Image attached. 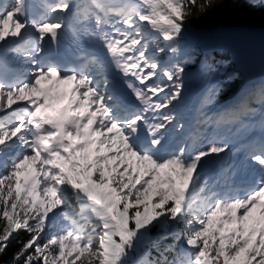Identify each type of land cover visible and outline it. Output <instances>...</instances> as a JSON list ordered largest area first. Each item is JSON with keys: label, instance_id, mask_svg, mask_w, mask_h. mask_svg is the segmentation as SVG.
Here are the masks:
<instances>
[{"label": "snow or ice", "instance_id": "1", "mask_svg": "<svg viewBox=\"0 0 264 264\" xmlns=\"http://www.w3.org/2000/svg\"><path fill=\"white\" fill-rule=\"evenodd\" d=\"M124 3L139 11V0ZM212 4L171 0L159 22L144 12L139 19L130 13L133 19L126 26H121L124 20H104L97 30H86L102 54L95 44L86 45L93 54L90 61L78 57L83 61L79 71L34 58L25 68L27 79L19 72L9 80L4 51L0 256L22 232L27 238L18 241L10 264H264V143L249 154L260 173L254 186L230 199L200 186L206 158L225 153L227 145L209 140L190 151L181 144L158 156L175 122L165 110L182 96L184 65L177 62L161 72L149 56L151 34L165 44L153 49L154 55H175L173 41L188 17ZM71 8L65 3L62 10ZM21 23L15 15L0 17V42L18 37ZM61 27L37 25L41 43ZM43 51L40 47L37 56ZM56 101L66 103L49 114ZM182 129L183 124L177 125L176 131ZM169 222L183 226L166 233L182 241L183 248L169 245L157 259L147 254L134 259L149 229L155 224L167 228Z\"/></svg>", "mask_w": 264, "mask_h": 264}, {"label": "trees", "instance_id": "2", "mask_svg": "<svg viewBox=\"0 0 264 264\" xmlns=\"http://www.w3.org/2000/svg\"><path fill=\"white\" fill-rule=\"evenodd\" d=\"M216 25H250L264 27V0H213L212 6L208 7L206 11L203 13L197 11L194 15L188 17L183 32L197 31L206 35L207 39H209L211 37L212 28ZM148 27H152V25L148 24ZM151 37L150 48L152 50L158 46H165L162 39H159L153 34H151ZM173 47L178 48L177 54L172 55L165 52L163 55H155L156 60L161 63L168 60L173 64L177 62L184 64L186 60H191V66H184L186 69L188 68L191 73H195L200 69H205L208 72L218 71L217 77L219 81L227 85L224 86L223 91L221 89L222 87L216 89L217 97L224 99L242 82L238 73L233 75L229 58L225 52L206 54L201 50L199 44L182 36H179L178 39L173 41ZM251 102L256 106L264 105V84L261 86L260 90L252 95ZM241 109L242 108L239 107L238 115L248 114L250 111L248 110V105L246 110L239 111ZM4 171H6L5 167L0 165V175H2ZM202 188L207 192L204 187ZM57 220H59V224L63 223L60 218H57ZM172 225L177 229H182L183 227L182 225ZM51 230L52 229H49V231ZM164 230L165 229H160L158 231L149 232L150 237H153L150 243L152 245L149 248L150 251L146 253L149 260L157 259L159 250H163L169 245L173 246V248H183L182 241H175L172 235L164 236ZM26 238L27 234L21 232L16 236V239L11 240L7 251L0 256V264H10L12 254L19 247L18 241H23ZM140 249H142V247L139 244V252ZM137 258L138 255L134 259Z\"/></svg>", "mask_w": 264, "mask_h": 264}, {"label": "rangeland", "instance_id": "3", "mask_svg": "<svg viewBox=\"0 0 264 264\" xmlns=\"http://www.w3.org/2000/svg\"><path fill=\"white\" fill-rule=\"evenodd\" d=\"M124 2H125V0H123V2H122V0H112V4H109V3L107 4V2H104V1H102L101 4H102V6L104 4H107V8H109L110 10H112V9L116 10L118 13L122 14V17L124 18V21L126 23L129 20L133 19V16L130 15V13H135V18L139 19L141 12H144V14L148 17L149 20H155V21L159 22L161 14L169 13V4L171 3V0H139V5H138L139 11H137L135 8L128 7L127 5H125ZM129 2H131V1L129 0ZM12 9H13V6L11 5V3L9 2L8 6H7V3H6V7H4L3 11L0 12V16L3 13H5V12H8V13L12 14L13 13ZM92 9H95L94 6H92ZM141 23H148V21H141ZM191 33H192V31L182 32V34L180 36L186 37L190 41L198 43V44H205V42H206V36L205 35L199 34L200 38H194V37H192ZM153 35L156 36V34H154V33H153ZM149 43H150V41H149ZM24 50H26V49H24ZM17 52L15 54H13L14 58L16 57V59H19V60L20 59L22 60V59L25 58L24 61H26L27 58L29 59V57H27V55H28L27 53L28 52L26 53V51H22V49L20 51L18 49ZM149 56H150V58L155 59V55L153 54L152 50L149 51ZM34 58L36 59L35 55L32 54L30 56L29 62L32 59H34ZM157 62L159 64V66H160V71L161 72H162L163 69L170 68L173 65H175V64H173L172 62H170L168 60H166V61H164L162 63L159 62V61H157ZM183 65L186 66V67L191 66V60H186ZM17 66H18L17 67L18 71L20 70V72H22L24 74V78L27 79L28 76H27V73L24 70L22 64H18ZM186 70H187V72L186 73L184 72V74H183L182 96H181V98L178 101L173 102V105L171 106L170 109L165 110V111H168V112H170V113L175 115V122H174L173 125L169 126V130L166 133L167 140L170 141L171 144H177V145H174V148L178 147L181 144L187 143V140L184 139V133H185L184 130L182 129V131H176L177 125H180V124L184 123V120H182V119H184V115L183 116L179 115V111H180L179 105H180V103H181V101H182V99L184 97V93L186 92V90L188 88V84H187L186 79L194 78V79L191 80L190 85H193L194 87L199 88L204 93H206L204 95V97H203V101H204L203 103L206 102L207 107L204 108V110L201 109V111L199 112V116H200V120L199 121L203 120L204 117H207L206 115H210L211 116V117L206 119L207 121H209V120L212 121V119L213 120L217 119V117L213 116L214 112H216V111H221L222 112L224 108H225V110H224L223 113H225V114L220 113L219 114L220 118H222V117H224L225 115H228V114H234L236 111H233L232 113L230 111H232V108L237 109V104L240 103L241 101L244 104H247L249 109H251V110L255 109L256 105H254L251 102V97H252V95L255 92H257L258 90L261 89V86H262L261 84L262 83L260 84L261 86H257V87L246 89V90H243L242 92H239L237 94V96H235L236 98L232 102H230L228 105H226L224 107V106H220L221 104L217 100L216 89L219 88V87H222L221 89L223 91L224 90V86L227 85V84H222V82L219 81V78L217 77L218 76V71L215 70L213 72H208L205 69H200L199 71H197L195 73H191L188 68ZM173 74H175V73H173ZM233 75H235V73H233ZM158 79L159 80H163L165 83H167L166 77L164 78L162 75H160L159 72H158ZM160 95H161V97L163 96L162 93ZM262 107H264V105ZM257 112H260V111H257ZM197 129H199V127H197ZM211 131H212V129L210 128L207 132H204L202 134V135H204V138L202 139V141L200 142L199 138L196 139L194 146H188L189 150L191 151V150H193L195 148H198V147L202 146L203 144H205L206 140H208V136L211 133ZM200 133H201V131H200ZM198 136H200V135H198ZM214 157H219L222 160L223 169L227 165H229L230 163L233 164V161H234L229 156V153H228L227 150H226L225 153L219 154V155L214 156ZM206 159H209V158H206ZM0 165H3V163L0 162ZM231 172H232V167L229 166L228 172L226 173V176L228 177V179L235 178V176L234 177L229 176V174ZM200 186L201 187L205 186L201 179H200ZM230 186H231V184H230ZM197 195H199V193H197ZM60 220H62V219L60 218ZM57 221L59 223V220H57ZM62 222H63V220H62ZM63 224H64V222L61 223L60 225L63 226ZM160 229H165L164 230V234H163L164 236H171L170 234H166V233H171L174 230H176L177 228L174 225H172L171 223H169L167 228H165L161 224H155L153 227H151L149 229L147 235L139 243L141 245L142 249H140V252L138 250L137 254L135 255V257L138 255L137 259L143 258L144 255L147 253V251H150L149 248H150V246H152L150 243H151V240L153 239V237H150V233L149 232L158 231ZM185 251H187V249Z\"/></svg>", "mask_w": 264, "mask_h": 264}, {"label": "water", "instance_id": "4", "mask_svg": "<svg viewBox=\"0 0 264 264\" xmlns=\"http://www.w3.org/2000/svg\"><path fill=\"white\" fill-rule=\"evenodd\" d=\"M206 53L225 52L242 82L222 101L242 89L254 88L264 81V27L250 25H216L209 41L201 45Z\"/></svg>", "mask_w": 264, "mask_h": 264}, {"label": "bare ground", "instance_id": "5", "mask_svg": "<svg viewBox=\"0 0 264 264\" xmlns=\"http://www.w3.org/2000/svg\"><path fill=\"white\" fill-rule=\"evenodd\" d=\"M93 2H94V5L96 4L94 8H98V9L102 10V12H103V13H97L96 14L97 9L96 10H93V11H90L91 12V16L94 17L95 20L100 21L99 23H97L99 27L101 26V24H102V22L104 20H109V21L124 20V18L122 17V14L117 13L116 10H113V9L110 10L109 8H107V4L108 3L109 4H112V0H106L107 4H104L103 6H102V4H101V2L99 0H87L83 4H81V5L79 4V5H80V8H82L84 11L85 10L87 11L88 4L89 3H93ZM122 2H123V0H122ZM7 6H8V3H7ZM14 12H15V10L13 11L12 14L11 13H8V12H5L0 17H3V16L11 17L12 15H14ZM108 13H110V14L108 15ZM126 25H127V23L125 22L124 25H121V26H126ZM108 30L111 31V29H108ZM36 33H37L36 32V28L29 27V30L28 31H25L22 35H19L18 37L9 36L10 37V40L8 42H6V43H2L3 47L0 48V53H3L5 51L6 53H10L11 54V53H16L18 51V49H19V51L21 49H31L32 46H30V44L35 39V38L31 39V36L33 34H36ZM191 35L194 38H200L199 34L196 33V32H192ZM27 57H29V59H30V56H27ZM29 59L27 58L26 61H24L25 58L22 59V60L21 59L20 60L17 59V61H16V59L13 58V59H11L12 60L11 62L12 63L14 62L15 64H22V66L27 67V65L30 63L29 62ZM192 79H194V78H192ZM192 79L191 78L186 79L187 84H188L186 96H187L188 91H193L194 94L195 93H198V95L200 94V92H199L198 89H195L193 85H190ZM186 96H185V98H186ZM57 102H59V101L53 102L52 108L49 109L48 111L51 112L52 109L54 108V106L57 104ZM183 102L185 104V99H184ZM189 106H190V104H186L185 108H183V109H181V111H179V115L180 116H183L184 115V122H185V119H186V115H187V111L189 109ZM246 109H247V105L244 108H242L241 110H239V111L246 110ZM234 110L235 109L232 108V111H230V112L232 113ZM248 110H250L248 112V114H243L241 116H245L246 115L247 117L248 116L251 117V115H252V116H254L253 119L256 120L257 123L262 120V114L260 112L254 111V109H252V110L251 109H248ZM237 114H238V111H237ZM218 118H220V117H217V119H214V120L212 119V121H217ZM213 130H215V129H213ZM196 133H197V131H194L193 135H195ZM226 135L230 136L229 133L228 134L226 133V134L223 135V137H225ZM210 161H212L213 165H220V166H222V160L220 158H213ZM202 174L203 173H201V175ZM216 182L218 183L217 184L218 187H220V188H217L219 190V192H217V193L220 194V196H221L225 192V188H224V185H223V182L224 181L221 180V179H219V178H217L216 179ZM236 184H238V183H236Z\"/></svg>", "mask_w": 264, "mask_h": 264}]
</instances>
